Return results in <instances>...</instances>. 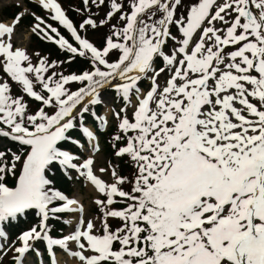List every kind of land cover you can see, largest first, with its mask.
Segmentation results:
<instances>
[{
    "label": "snow or ice",
    "instance_id": "1",
    "mask_svg": "<svg viewBox=\"0 0 264 264\" xmlns=\"http://www.w3.org/2000/svg\"><path fill=\"white\" fill-rule=\"evenodd\" d=\"M38 3L78 46L36 16L32 31L70 55L33 65L11 43L20 16L13 26L0 23V69L40 104L30 112L24 95L0 82V137L26 152L22 159L11 148L0 151V241L29 210L39 217L17 236L14 264L44 254L48 264H264V0H107L104 18L90 12L78 28L57 0ZM83 4L99 9L106 0ZM104 26L110 34L101 47L81 35ZM76 57L90 69L46 77ZM73 83L81 86L72 90ZM108 89L122 104L110 109L113 147L123 144L115 155L134 166L132 179L113 168L111 183L90 158L109 124L96 111ZM60 168L104 197L94 201L100 234L83 219V205L53 186L48 173ZM73 213L80 218L72 231L54 238L49 221ZM110 218L121 226L112 230Z\"/></svg>",
    "mask_w": 264,
    "mask_h": 264
},
{
    "label": "rangeland",
    "instance_id": "2",
    "mask_svg": "<svg viewBox=\"0 0 264 264\" xmlns=\"http://www.w3.org/2000/svg\"><path fill=\"white\" fill-rule=\"evenodd\" d=\"M24 1L25 0H0V22L6 24L7 26H10V25L13 26V21L15 20V18L18 15L22 19V17L26 16L27 14H30L27 11V9L24 7ZM29 1H31V0H29ZM76 1L77 0H57V2L61 4L62 9L65 12H66V9H68V8L73 10L74 15L75 16L77 15L76 21H78V25L81 23L79 21H83L85 18H88L90 12L95 14L92 18H94L95 20L99 21L100 19L105 17L106 12L109 10L108 7H107V1H106V5L102 6L99 9H97L94 5H91V4H90L89 8H85V6L83 4V0H80V2H79V0L77 2ZM10 5L11 6L12 5H16V6L18 5L20 7V10L18 11L19 14H17L11 20L4 18L3 13H1V10L4 7L10 6ZM41 12H43V14H44V16L46 18L48 16H50V14L46 10H44L42 7H41ZM35 17H34L33 24H31L29 27L27 26V24H25L23 22L22 23L19 22L18 24L15 25L14 32H13L12 38H11V43L13 44L14 49H19V50L25 51V53L29 56V59H30V61H31V63L33 65H36L41 58H44L49 63H51L50 59L47 56L41 55L35 48H33V46H31V44L29 42L30 41V37H32L34 35L38 36L36 33H34L32 31V28H33L34 24L36 23ZM21 19H20V21H21ZM111 23L112 24H117V19L114 18L111 21ZM109 34H110L109 26H104V27H98L95 30H92L91 28H89V30L86 33L82 32L81 35L85 36L95 46L101 47L103 44L101 46H99L97 41H96V39H99V40L102 39L101 42H104L105 38ZM170 48H171V42L169 44V48H166L165 51H169ZM110 59L111 60H115L116 56L113 55V56L110 57ZM23 66H27V62H24ZM53 71L61 72L60 71V67L58 66L57 68L50 69L49 72L45 74L46 77H47V75H51ZM29 78L33 80L34 90L40 92L41 91V86L35 82L34 75L29 74ZM4 81H7L9 83L10 88H12V84H11L10 78H8L7 75L5 73H3L2 69H0V82H4ZM162 82H163V79H162ZM141 87H142V89L147 91L149 89V87H150V81H147V80L143 81L141 83ZM72 90H74V89H72ZM20 91L21 92L18 93V91H16V89H15V90L11 91V94L14 97L24 95V99L27 102V99L29 100V98L23 93L22 89H20ZM103 98H104V104L100 105L98 107L100 112H101L100 115L101 116H105L108 119L109 124L110 123L114 124V126L116 128L117 121L114 119L113 113L110 111V109L119 110V108L122 106V104L121 103L119 104L117 102L114 103L113 96H112L113 99H111L110 96H108V94H106V92L103 93ZM111 104H112V106H111ZM105 105L107 107H105ZM129 113H131V110H129ZM129 115H131V114H129ZM109 124H108V126H109ZM97 127L99 128L98 124H97ZM107 127L103 128V129H100V130L104 131ZM96 143L98 144L99 151L98 152H92V155L90 157V158L94 159V167H95V170H96L95 174L98 177H100L103 181H105L106 183H111L112 182V178L110 176V172L112 170V167L110 165V161L108 159L107 154H105L103 151H101V148H100V145L98 143V140H97ZM4 145H5L4 142L0 141V148H3ZM90 151H91V149H90ZM80 154H81L82 157H86L87 156V154L84 153L83 149L80 150ZM116 158H117V156L114 155V158H113L114 161L111 160L112 163L116 161ZM22 159H23V157H22ZM8 161L10 162L9 158H8ZM125 162H128V164L132 165V163L129 161V158H127L125 160ZM20 168H21V165H19V163H17V167H16L17 176L19 175ZM100 168H106L108 171H106L105 173H100L99 172ZM67 175L68 176H73V177L75 176V179H76L74 181V183H73V186L71 187L72 188V190H71L72 192H71V195H69V196L74 198V199H76V200H78L83 205V208H84L83 219L85 220V222H87L88 220H92L95 223V225H96V234H100L101 214L100 215L95 214L91 210V208L94 207V205H96L94 203L95 199H97V198L102 199L101 195L98 192H96L94 190V188L83 177L78 176V174H76L74 171H71ZM9 176H10V179L12 180V184L10 186L14 187L15 183H16V179L12 175H9ZM79 218H80V214L79 213L61 214L60 222H62L61 224L63 225L64 228H62L60 230V232L63 235L69 234L72 231V228L78 223V219ZM65 219L69 221L68 224L64 223ZM112 219L113 218H110L109 221H108V223L110 225L113 223ZM116 225H118V224H116ZM111 227H115V225L111 226ZM20 233H22V232H20ZM9 246H10V248H9ZM15 246H19V241L17 240L16 237H14V239L11 241V244H9L8 241H6V242L5 241H0V250L1 249L5 250V249L9 248V256H14V254H15L14 247ZM41 258L42 257H39V258H36L34 256L30 257V259L33 260L34 264H37V262H38V264H44V261Z\"/></svg>",
    "mask_w": 264,
    "mask_h": 264
},
{
    "label": "trees",
    "instance_id": "3",
    "mask_svg": "<svg viewBox=\"0 0 264 264\" xmlns=\"http://www.w3.org/2000/svg\"><path fill=\"white\" fill-rule=\"evenodd\" d=\"M79 2H80V0H79ZM25 6L28 9V11L31 12L32 14H35V15L40 16L41 18H44L43 12H41L39 7H37L35 4L25 2ZM16 11H18V8L16 6H10V7H4L1 10V13H3V15H5L6 17L11 18V16H13ZM65 13L69 17V19L74 23V26H76L78 28L79 27L78 21H76L77 15L76 16L74 15L73 10L68 8V9H66ZM45 21L48 24H52V26L57 27L62 35H64L67 39H69V41L71 43H73L74 46H77L72 41V39L68 35V33H66L65 30L61 26H59L55 22H52L48 18H46ZM20 22L21 23L23 22L27 25H30V23L33 22V18L26 15V16L22 17ZM79 22H82V21H79ZM81 34H82V32H81ZM96 41H97L99 46H101L103 44V42H101L102 39L101 40L96 39ZM29 42H30L31 46H33V48H35L41 55L47 56L50 59V62H52V61H57V62L66 61L70 55L66 52L61 51L57 45H54L51 42H48L46 40L44 41L43 39H41L39 36H36V35L30 37ZM59 67H60V71L63 72L65 75L72 74V73L79 74L80 72H82L84 70H89L90 64L84 58L76 57L72 60L71 63H63V64H60ZM11 84H12L11 91L16 89V91H18V93L21 92L20 89H22V87L20 85H18L15 82H12V81H11ZM80 86L81 85H79V84L73 83L69 87L71 89L76 90ZM106 92H108L109 95H113L115 98V95L113 94V91L111 89L106 90ZM27 103L29 105V110L32 113H34L40 107L39 102H35L32 99H29V100L27 99ZM129 117L131 118V115H129ZM0 127H2V126H0ZM116 134H117V129L114 128L113 126L108 128L105 131V133L99 132V134H98L99 140H100V143L102 144V148H103L102 150L104 153L110 154L111 152L115 151V149L123 146V144L117 143L116 146L113 147L114 142L112 140V136L116 135ZM0 139H1V137H0ZM4 141H6L7 145L5 146V148H0V151H6L10 147L13 152H17L19 155H21V158L24 155H26V152L18 144L14 143L8 139H5ZM109 157H110V155H109ZM8 158L11 160L10 154L7 157V159ZM127 158L128 157L125 156L123 158L118 159V164H117V167L115 169L118 171V173L120 175L128 177L129 179H132L133 173H134V166L127 164L125 162V160ZM57 167H59V166H57ZM61 171H62V168H60L59 171L53 170L52 172L48 173V176H49V178L53 179V186L56 189L60 190L61 192L68 193L70 191V188H69L70 187V180L68 179V177L64 176ZM6 183L8 185L12 184V180L10 179L9 175L6 178ZM130 188H131V184L123 185V189L125 191H129ZM124 206L125 205L118 203V204H115L113 207L120 209ZM112 220H113V223L111 224V226L115 225V227H111L112 230H115L116 228L121 226L122 222L120 220L114 219V218ZM36 221H37V216L34 214L33 210H29V212L26 215L21 216L19 218V220L13 222L12 226L8 229V234L10 235V237L16 236L21 229H27V228H31L32 226L37 225ZM61 223L62 222H60V219H55V220L49 221V226L51 228L50 234L53 237L54 236H61V233H60V229L62 228ZM116 224H118V225H116ZM115 248H119L118 243L115 244ZM8 263H9V258L6 256H3L0 264H8Z\"/></svg>",
    "mask_w": 264,
    "mask_h": 264
},
{
    "label": "bare ground",
    "instance_id": "4",
    "mask_svg": "<svg viewBox=\"0 0 264 264\" xmlns=\"http://www.w3.org/2000/svg\"><path fill=\"white\" fill-rule=\"evenodd\" d=\"M32 1V0H31ZM33 1H36L38 3V0H33ZM1 23V22H0ZM4 24V23H3ZM6 25V24H5ZM7 26V25H6ZM11 26V25H10Z\"/></svg>",
    "mask_w": 264,
    "mask_h": 264
}]
</instances>
